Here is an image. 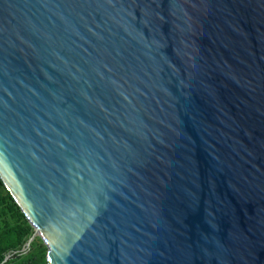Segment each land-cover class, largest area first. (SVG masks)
Here are the masks:
<instances>
[{
    "label": "water",
    "instance_id": "obj_1",
    "mask_svg": "<svg viewBox=\"0 0 264 264\" xmlns=\"http://www.w3.org/2000/svg\"><path fill=\"white\" fill-rule=\"evenodd\" d=\"M0 181L46 264H264V0H0Z\"/></svg>",
    "mask_w": 264,
    "mask_h": 264
},
{
    "label": "trees",
    "instance_id": "obj_2",
    "mask_svg": "<svg viewBox=\"0 0 264 264\" xmlns=\"http://www.w3.org/2000/svg\"><path fill=\"white\" fill-rule=\"evenodd\" d=\"M33 234L9 192L0 181V264H46V248Z\"/></svg>",
    "mask_w": 264,
    "mask_h": 264
}]
</instances>
